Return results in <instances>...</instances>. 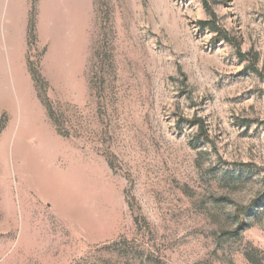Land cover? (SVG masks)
I'll use <instances>...</instances> for the list:
<instances>
[{"label":"rangeland","instance_id":"374dc122","mask_svg":"<svg viewBox=\"0 0 264 264\" xmlns=\"http://www.w3.org/2000/svg\"><path fill=\"white\" fill-rule=\"evenodd\" d=\"M0 264H264V0H0Z\"/></svg>","mask_w":264,"mask_h":264},{"label":"bare ground","instance_id":"6f19581e","mask_svg":"<svg viewBox=\"0 0 264 264\" xmlns=\"http://www.w3.org/2000/svg\"><path fill=\"white\" fill-rule=\"evenodd\" d=\"M53 142H54L53 140L52 141L45 140V142L39 148L30 147L25 149H26V153L28 154V159L32 164V167L35 168L34 172H35L37 184L40 185V187L43 188L44 190L48 191V193L52 197L62 196L63 198H65V196L70 193L69 191V185L71 184L70 173L67 172L60 173L58 170H54L51 167H48L47 164H45L44 162L42 163L41 161L46 157L49 158L52 157L53 152L51 153L50 151L51 149L49 147L53 146Z\"/></svg>","mask_w":264,"mask_h":264},{"label":"trees","instance_id":"16d2710c","mask_svg":"<svg viewBox=\"0 0 264 264\" xmlns=\"http://www.w3.org/2000/svg\"><path fill=\"white\" fill-rule=\"evenodd\" d=\"M199 23H200L201 25H203V26H204V25H210V24H211L209 21H202V20H201ZM246 257H247V259H248L250 262L254 263V262H253V259L249 256V254H246Z\"/></svg>","mask_w":264,"mask_h":264}]
</instances>
